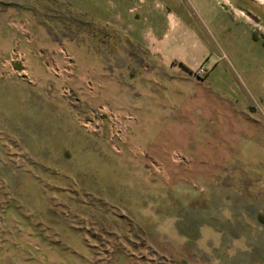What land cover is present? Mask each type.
<instances>
[{
  "label": "rangeland",
  "instance_id": "rangeland-1",
  "mask_svg": "<svg viewBox=\"0 0 264 264\" xmlns=\"http://www.w3.org/2000/svg\"><path fill=\"white\" fill-rule=\"evenodd\" d=\"M148 1L0 0V264H264V31L173 5L180 43Z\"/></svg>",
  "mask_w": 264,
  "mask_h": 264
},
{
  "label": "crops",
  "instance_id": "crops-1",
  "mask_svg": "<svg viewBox=\"0 0 264 264\" xmlns=\"http://www.w3.org/2000/svg\"><path fill=\"white\" fill-rule=\"evenodd\" d=\"M141 4H138L139 7V14H152L155 13V9H153L152 6V2L148 1V0H141ZM188 2H186V0H168V8H170L171 12L166 14L167 17V21L166 24L163 23L162 26L166 27L167 26V30L169 32H174V34L172 36H177L174 37V40H179L178 42L180 43H184V41H181L180 39V33L177 30L176 27V21H175V15L176 13L172 10V6L176 5L177 8L183 12V10H190L192 9L193 11L198 12L200 15L201 13L204 15H218V13L220 12L219 7L213 6V2L211 0L210 4L211 6H208V3H203L202 0H187ZM208 1V0H204ZM136 2L138 3L139 0H136ZM150 4V5H149ZM166 8V9H168ZM165 9V8H164ZM224 13L227 11V9L221 10ZM228 11H230V8L228 9ZM118 16V15H117ZM173 18V20H172ZM118 19V17H117ZM112 20L108 19L105 17V22H110L111 23ZM167 38H169L167 36ZM166 38V39H167ZM166 39H162V40H153L152 38L148 37V42H147V46H150V43H152V46L156 47V51H158L159 54L157 55H150V57L146 60L150 61V62H162V63H172V64H181L183 66L189 67L191 68L192 65H198V64H203L206 67L209 68L210 64L213 62V58L210 59H206V56H208V54L211 52L209 47L205 44H203V42H199L196 44H192L191 42L188 44V47L191 50V53L185 57L178 58L175 57L173 55H169L166 51V47L168 45V43H166ZM137 43V42H136ZM151 73L147 74V78H149ZM154 83V82H153ZM152 91L150 93H144L143 95H145V98L143 99H138L135 98V94L134 92L126 89L125 91H123V93L121 94L120 97H118V95L113 94V98H114V103H116V108H118L119 110H130V109H134L136 108L138 109H142L144 107L145 104L149 105V109L152 111H168L169 106H176L178 104H186L187 102V96L185 94V97L183 96L182 93H178V94H172L170 92V90H165L163 88L162 92L160 91H156L155 89H151ZM112 97H110V99L108 101H110V104H112L111 99ZM163 126L166 125V121L165 119L167 118V114H165L163 116Z\"/></svg>",
  "mask_w": 264,
  "mask_h": 264
},
{
  "label": "water",
  "instance_id": "water-1",
  "mask_svg": "<svg viewBox=\"0 0 264 264\" xmlns=\"http://www.w3.org/2000/svg\"><path fill=\"white\" fill-rule=\"evenodd\" d=\"M226 0L232 9L264 31V0ZM243 8V9H242ZM244 9H250L256 16Z\"/></svg>",
  "mask_w": 264,
  "mask_h": 264
},
{
  "label": "built area",
  "instance_id": "built-area-1",
  "mask_svg": "<svg viewBox=\"0 0 264 264\" xmlns=\"http://www.w3.org/2000/svg\"><path fill=\"white\" fill-rule=\"evenodd\" d=\"M206 73H207V68L204 67V66H202V67L197 69V74L198 75L204 76Z\"/></svg>",
  "mask_w": 264,
  "mask_h": 264
},
{
  "label": "flooded vegetation",
  "instance_id": "flooded-vegetation-1",
  "mask_svg": "<svg viewBox=\"0 0 264 264\" xmlns=\"http://www.w3.org/2000/svg\"><path fill=\"white\" fill-rule=\"evenodd\" d=\"M248 2H252V1H250V0H247ZM252 3H254V2H252ZM243 9V8H242ZM245 11H247V12H250L251 14H253L254 16H256L255 15V13H253L250 9H244Z\"/></svg>",
  "mask_w": 264,
  "mask_h": 264
}]
</instances>
